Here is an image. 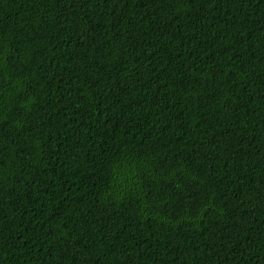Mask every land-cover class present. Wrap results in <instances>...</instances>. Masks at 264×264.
Wrapping results in <instances>:
<instances>
[{
	"label": "trees",
	"instance_id": "1",
	"mask_svg": "<svg viewBox=\"0 0 264 264\" xmlns=\"http://www.w3.org/2000/svg\"><path fill=\"white\" fill-rule=\"evenodd\" d=\"M0 264H264V0H0Z\"/></svg>",
	"mask_w": 264,
	"mask_h": 264
}]
</instances>
